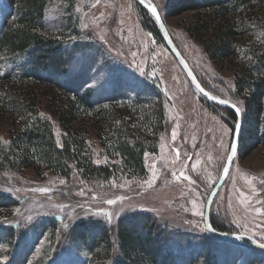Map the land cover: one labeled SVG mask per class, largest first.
Returning a JSON list of instances; mask_svg holds the SVG:
<instances>
[{"label": "rangeland", "instance_id": "374dc122", "mask_svg": "<svg viewBox=\"0 0 264 264\" xmlns=\"http://www.w3.org/2000/svg\"><path fill=\"white\" fill-rule=\"evenodd\" d=\"M148 1L157 8L173 44L203 88L218 99L232 102L242 115L248 90H239L238 81L249 76L252 57L264 48V0H254L243 11L217 20L201 35H192L191 29L203 19V13L170 17L166 14L169 0ZM6 8L5 0H0V23ZM64 12L60 4L50 2L45 14L47 26L41 32L62 41L79 40L90 47L86 52L89 66L80 65L81 71L72 79L76 81L83 72L90 81L87 87L98 94L112 85L135 90L145 85L146 89L158 90L163 97L164 122L156 131V151L144 155V179L88 185L74 172L64 178L36 165L16 175L0 174V192L14 202L10 208L0 209V226L21 227L14 232L12 247L0 241V264L13 259L17 264H92L83 245L70 243V228L78 222L101 221L114 242L120 219L135 213H148L164 227L206 234L204 206L223 168L234 120L194 90L165 45L145 28L143 23L147 22L134 0H75L67 15L71 14L70 21L77 20L78 39L62 27ZM221 23L233 32L228 38L232 52L211 57L206 47L211 39L218 40L222 31L217 26ZM27 92L41 115L50 120L55 136L63 135L64 126L47 111L67 105L63 95L46 86H32ZM112 104L120 114H137L140 108L134 101L120 98L99 106ZM13 126L14 117L0 112L1 143L8 142ZM133 127L145 136L155 133L152 126L138 129L136 118ZM68 128L74 135H83L96 164L114 160L106 151L108 130L104 121L91 115L77 117ZM240 150L213 200L210 223L261 243L264 146L257 144L247 153ZM50 218L57 221L55 236L45 229L37 231L41 220ZM31 225L35 226L33 232Z\"/></svg>", "mask_w": 264, "mask_h": 264}, {"label": "trees", "instance_id": "16d2710c", "mask_svg": "<svg viewBox=\"0 0 264 264\" xmlns=\"http://www.w3.org/2000/svg\"><path fill=\"white\" fill-rule=\"evenodd\" d=\"M253 1L169 0L166 14L172 17L187 12L203 13V19L197 20L191 29L192 35H201L214 27L217 20L243 11ZM5 2L7 8L0 23V112L13 116L14 126L9 131L8 142L3 144L0 141V174L16 175L24 168L36 165L64 178H69L74 172L88 185L107 184L123 178L144 179L147 173L144 155L156 151V131L161 130L164 122L161 93L146 89L145 85L137 86L139 90L118 89L112 85V88L98 94L93 87H87L90 81L83 72L76 81L72 79L80 65L89 66L86 52L90 47L79 40L62 41L41 31L47 26L45 14L49 3L56 2L65 10L62 27L78 39L77 20L70 21L71 14L67 15L69 10L72 12L75 0ZM140 12L147 22L143 23L145 28L163 43L153 19L141 8ZM222 23L217 26L222 31L218 32V40L211 39L206 47L211 57H225L232 52L228 38L233 32L227 31V26H221ZM92 47L94 45L91 44ZM248 69L249 76L238 81L239 90L244 87L248 90L244 98L238 146L244 153L257 144L264 146V48L257 50ZM32 86L49 87L68 102L62 106L63 109H46L57 118L60 126H64L66 132L59 138L55 136L48 117L41 115L34 99L28 96L27 91ZM119 98L134 101L135 106L140 107L139 112L120 114L114 108L115 104L99 106L103 101L112 102ZM224 110L228 119L235 122V114ZM89 115L104 121L108 130L106 151L113 161L96 164L83 135L69 132L68 125L73 120ZM134 116L138 129L152 126L155 133L149 137L134 130ZM12 206L14 202L0 192V209ZM41 221L37 231L45 229L55 236L57 221L54 218ZM211 226L216 231L232 233L213 223ZM30 227L33 232L35 226ZM16 228L21 230L14 224L7 228L0 226V241L4 240L12 247ZM68 239L71 244H80L87 249L92 264H264V252L223 241L208 233L197 235L164 227L148 213H135L120 219L114 242L103 222L90 220L74 224ZM9 264L17 263L13 259Z\"/></svg>", "mask_w": 264, "mask_h": 264}, {"label": "water", "instance_id": "95a60500", "mask_svg": "<svg viewBox=\"0 0 264 264\" xmlns=\"http://www.w3.org/2000/svg\"><path fill=\"white\" fill-rule=\"evenodd\" d=\"M134 2L140 7L142 10L146 11L149 16L153 19L161 37L163 40V43L165 47L168 49L169 53L171 56L174 58V60L177 62V64L180 66L182 71L184 72L185 76L187 77L188 81L190 82L191 86L194 88V90L201 96V98L205 99L208 104L213 106L214 108H223V109H228L231 110L235 114V123L233 126V131L231 135V140H230V145L228 148V153L226 156V159L223 164V168L221 170L220 176L208 194L207 200L205 202L204 206V211H203V225H204V230L206 233L213 237H217L223 241L226 242H231L239 245H243L246 247H249L251 249H255L260 252H264V248L259 247V242L249 240L247 238L242 237V239H236L238 235L230 234V233H225V232H219L216 231L212 228L211 223H210V209L211 205L213 203V200L220 189L221 185L227 178L231 165L234 161V159L237 156L238 152V146H239V138H240V133H241V124H242V117H241V112L238 107H236L233 103L226 101V100H221L218 99L214 96H212L209 92H207L200 82L198 81L197 77L189 67L188 63L186 60L181 56L180 52L177 50L175 45L173 44L165 26L164 23L161 19V16L157 10V8L150 3L148 0H134ZM151 8H155L157 16L160 17L159 20H157L156 16L153 15L152 11L150 10ZM207 93V95H205ZM209 97H212L211 99ZM220 101H224V103H220ZM235 149V151H233ZM229 157H232L231 160H229ZM241 237V236H240Z\"/></svg>", "mask_w": 264, "mask_h": 264}, {"label": "snow or ice", "instance_id": "6c2138e0", "mask_svg": "<svg viewBox=\"0 0 264 264\" xmlns=\"http://www.w3.org/2000/svg\"><path fill=\"white\" fill-rule=\"evenodd\" d=\"M150 10L152 11L153 15L156 16L157 20H159L160 17L157 16V13H156L155 8H151ZM205 95H207V93H205ZM209 98L211 99L212 97H209ZM220 103H224V101H220ZM233 151H235V149H233ZM231 159H232V157H229V160H231ZM107 202L109 204H112L113 203L112 200H108ZM257 211H259V209ZM236 239H242V237L237 236ZM259 247L264 248V237H262V242L259 244Z\"/></svg>", "mask_w": 264, "mask_h": 264}]
</instances>
